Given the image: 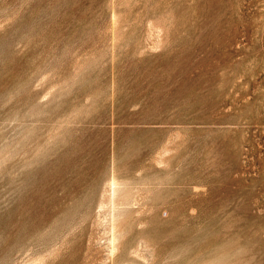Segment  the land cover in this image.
Wrapping results in <instances>:
<instances>
[{
    "label": "rangeland",
    "instance_id": "374dc122",
    "mask_svg": "<svg viewBox=\"0 0 264 264\" xmlns=\"http://www.w3.org/2000/svg\"><path fill=\"white\" fill-rule=\"evenodd\" d=\"M31 259L264 264V0H0V264Z\"/></svg>",
    "mask_w": 264,
    "mask_h": 264
},
{
    "label": "bare ground",
    "instance_id": "6f19581e",
    "mask_svg": "<svg viewBox=\"0 0 264 264\" xmlns=\"http://www.w3.org/2000/svg\"><path fill=\"white\" fill-rule=\"evenodd\" d=\"M112 169V168H111ZM111 172V171H110ZM120 181V180H119ZM122 182H124V181H122ZM127 182V181H126ZM120 183V182H119ZM132 183V182H131ZM102 184H104V183H102ZM123 184V183H122ZM121 184V185H122ZM125 185H126V183H124ZM105 185H106V183H105ZM107 185H108V194H109V199H108V207L110 208V210L108 211V212H110V220H108L109 221V226H110V230H111V237H110V239H109V245H110V249L109 250H111V253H113L114 251V249H115V247L117 246V245H114V244H116V243H114V241H115V239H117V237L115 236V227L117 226L116 225V218H117V216H116V211H120V209H121V207H120V205H122L123 203H117V202H115L116 201V196H117V191H118V189L120 188V185H119V188H118V182H117V180H116V177L114 176V175H111L110 176V178H109V180H108V183H107ZM124 185V186H125ZM136 184H134V186H135ZM141 186V185H140ZM102 188H103V186H102ZM122 188V187H121ZM125 188V187H124ZM121 190H123V189H121ZM132 190V189H131ZM135 190V189H134ZM127 191H129V190H127ZM133 191V190H132ZM126 192V191H125ZM139 192V191H138ZM121 193V192H120ZM123 193V192H122ZM134 194H135V191L133 192ZM133 194V195H134ZM123 195H127V194H123ZM101 196V195H100ZM128 196H131L130 194L128 195ZM102 197V196H101ZM104 197V196H103ZM124 197V196H123ZM133 197V196H132ZM118 198H119V196H118ZM117 198V199H118ZM101 199H104V198H101ZM101 199H100V203H99V208H102L103 207V205H105V204H103V202L101 201ZM133 199V198H132ZM131 199V200H132ZM127 200H129V198L127 199ZM153 200V199H152ZM104 201V200H103ZM127 202V201H126ZM130 202V201H129ZM132 202H134V201H132ZM104 203H106V202H104ZM146 203V202H145ZM153 203V202H152ZM129 204V203H128ZM131 204H133V203H131ZM107 205V204H106ZM106 205H105V207H106ZM138 205V204H137ZM123 206V205H122ZM135 206V205H134ZM108 207H106V208H108ZM129 207V206H128ZM137 207V206H136ZM155 207V206H154ZM104 208V207H103ZM133 209V208H132ZM137 209V208H136ZM150 209V208H149ZM123 210H124V208H123ZM131 210V209H130ZM122 211V210H121ZM133 211H135V210H133ZM132 211V212H133ZM137 211V210H136ZM135 211V212H136ZM154 211H155V209H154ZM120 213V212H119ZM147 213H148V211H147ZM146 213V214H147ZM156 213V212H155ZM122 214V213H121ZM151 214V213H150ZM148 216V215H147ZM86 219V218H85ZM118 219H122V218H118ZM117 219V220H118ZM124 219V218H123ZM17 220V219H16ZM19 221V220H18ZM82 221V220H81ZM118 221H120V220H118ZM123 221H125V220H123ZM139 221V220H138ZM141 221V220H140ZM16 222V221H15ZM84 222V221H83ZM156 223H157V221H155ZM108 223V222H107ZM121 223V222H120ZM118 224V223H117ZM122 224V223H121ZM150 224V223H149ZM15 225H18V222H17V224H15ZM20 225H22L21 223H20ZM138 225V224H137ZM159 225V224H158ZM26 226V225H25ZM108 226V225H107ZM149 226V225H148ZM155 226H157L156 224H155ZM154 226V227H155ZM14 227V226H13ZM21 227V226H20ZM19 227V228H20ZM22 227H23V225H22ZM27 227V226H26ZM123 227V226H122ZM129 227V226H128ZM16 228V227H15ZM119 227H116V229H118ZM130 228V227H129ZM134 228V227H133ZM21 229V228H20ZM26 229V228H25ZM30 229V228H29ZM122 229V228H121ZM142 229V228H141ZM144 229V228H143ZM142 229V230H143ZM15 230V229H14ZM22 231H23V229H21ZM27 230V229H26ZM128 230V229H127ZM140 230V229H139ZM12 231V230H11ZM17 231V230H16ZM31 231V230H30ZM106 231H109V230H107V227H106ZM171 231V230H170ZM27 232H29L28 230H27ZM123 232H125V231H123ZM17 233V232H16ZM23 233V232H22ZM109 233V232H108ZM119 233H120V231H119ZM128 233V232H127ZM140 234H141V232H139ZM167 233V232H166ZM12 234V233H11ZM30 234H31V232H30ZM118 234V233H117ZM140 234H138L139 236H140ZM159 234V233H158ZM163 234V233H162ZM169 234V233H168ZM167 234V235H168ZM17 235H19V234H17ZM119 235V234H118ZM121 235V234H120ZM127 235V234H126ZM164 235V234H163ZM26 236V235H25ZM124 236V235H123ZM144 236H145V233H144ZM143 236V237H144ZM159 236V235H158ZM162 236V235H161ZM83 237V236H82ZM109 237V236H108ZM107 237V238H108ZM143 237L141 238V239H139V238H136L135 240L136 241H138L137 239H139V240H141L142 241V239H143ZM163 238H164V236H163ZM22 239V238H21ZM21 239H19L20 241H21ZM90 239V238H89ZM119 239V238H118ZM117 239V240H118ZM121 239H122V237H121ZM147 239V238H146ZM162 239V238H161ZM26 239H24V241H25ZM123 240H124V238H123ZM143 240H145V239H143ZM10 241H12V240H10ZM10 241H9V243H10ZM26 241H28V239L26 240ZM107 241V240H106ZM161 241V240H160ZM164 241V240H163ZM52 242H54V241H52ZM115 242H117V241H115ZM119 242V241H118ZM8 243V242H7ZM17 243V242H16ZM20 243H25V242H20ZM20 243L18 244V246L20 245ZM51 243V242H50ZM139 243H142V242H138V244ZM147 243V242H146ZM150 243V242H149ZM15 244V243H14ZM36 244V243H35ZM106 244H107V242H106ZM119 244V243H118ZM145 244V243H144ZM154 244V243H153ZM17 245V244H16ZM47 245H49V243L47 244ZM135 245V244H134ZM142 245V244H141ZM146 245V244H145ZM145 245H143V249H144V247H145ZM45 246V245H44ZM44 246H43V250H44ZM154 246V245H153ZM15 247H17V246H15ZM107 247H109V246H107ZM119 247V246H118ZM132 247V246H131ZM45 248H47V247H45ZM121 248V247H120ZM133 248V247H132ZM134 248L136 249V247L134 246ZM134 248H133V251H134ZM140 248V247H139ZM147 248V247H146ZM16 249V248H15ZM18 249V248H17ZM52 249H53V247H52ZM130 248H128L127 250H129ZM12 251H13V249H11ZM28 250V249H27ZM43 250H41V251H43ZM51 250V249H50ZM116 250V249H115ZM121 250V249H120ZM131 250V249H130ZM140 250V249H139ZM153 250V249H152ZM152 250L150 251V252H152ZM26 251V250H25ZM45 251V250H44ZM53 251V250H52ZM51 251V252H52ZM117 251V250H116ZM17 252V251H16ZM48 252V251H47ZM50 252V254H52ZM138 252V251H137ZM140 252V251H139ZM148 253L146 250L144 251V253ZM127 253H128V251H127ZM40 254V253H39ZM44 254V253H43ZM109 254V253H108ZM108 254H107V257H106V260H107V258H109L108 257ZM119 254V253H118ZM131 254H133L132 252H131ZM130 254V255H131ZM141 254V253H140ZM34 255V254H33ZM106 255V254H105ZM112 255V254H111ZM144 255V254H143ZM148 255H149V253H148ZM49 256V255H48ZM102 256V255H101ZM133 256V255H132ZM131 256V257H132ZM135 256H137V255H135ZM33 257V256H32ZM36 257V256H35ZM37 257H40L38 254H37ZM104 257V256H103ZM146 257H148V256H146L145 255V259H146ZM47 258V257H46ZM45 258V259H46ZM121 258V257H120ZM149 258V257H148ZM163 259H164V257H162ZM34 259V258H33ZM43 259V258H42ZM42 259L40 260V261H42ZM103 259H105V258H103ZM102 259V260H103ZM118 259H119V257H118ZM126 259H127V257H126ZM125 259V260H126ZM138 259V258H137ZM136 258L135 259H132V260H137ZM141 259V258H140ZM167 259V258H166ZM132 260H131V262H132ZM144 260V259H143ZM148 260V259H147ZM30 261H33L32 259L30 260ZM38 261V260H37ZM119 261H121V259L119 260ZM122 261H123V259H122ZM127 261V260H126ZM149 261H150V259H149ZM165 261V260H164ZM168 261V260H167ZM34 263L36 262V261H33ZM103 262V261H102ZM101 262V263H102ZM135 262V261H134ZM143 262V261H142ZM40 263V262H39ZM42 263V262H41ZM105 262H103V264H104ZM120 263V262H119ZM128 263V262H127ZM133 263V262H132ZM147 263V262H146ZM32 264V263H31ZM36 264V263H35ZM100 264V263H99ZM106 264V263H105ZM147 264H149V263H147Z\"/></svg>",
    "mask_w": 264,
    "mask_h": 264
}]
</instances>
